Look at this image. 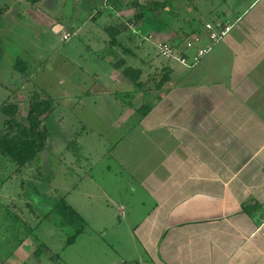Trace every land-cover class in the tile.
I'll use <instances>...</instances> for the list:
<instances>
[{"label":"crops","instance_id":"obj_1","mask_svg":"<svg viewBox=\"0 0 264 264\" xmlns=\"http://www.w3.org/2000/svg\"><path fill=\"white\" fill-rule=\"evenodd\" d=\"M2 1L11 14H26L37 28L60 33V41L66 32L71 37L63 42L80 38L86 55L78 64L70 58L63 63L75 66L65 71L59 90L66 113L79 107L85 113L77 117L79 125L96 127L94 116H107L100 107L120 103L125 120L118 124L132 121L125 133L135 130L150 149L139 179L149 205H118V211L138 215L128 232L134 255L112 264H264V0H61L68 6L63 24L52 14L56 0L47 3L44 16L30 1ZM135 1L164 2L154 13L163 24L139 22L136 30L109 32L132 17ZM216 21L233 27L196 65L157 55L156 43L164 41L191 58L208 43L203 23ZM2 23L6 32L8 22ZM195 36L200 41L185 47ZM120 58L148 82L147 93H137L129 106L119 98L132 90L131 80L115 69ZM165 71L170 79L153 89L152 78ZM145 102L153 107L140 117L136 108ZM23 244L12 253L28 259L34 249L23 251Z\"/></svg>","mask_w":264,"mask_h":264},{"label":"rangeland","instance_id":"obj_2","mask_svg":"<svg viewBox=\"0 0 264 264\" xmlns=\"http://www.w3.org/2000/svg\"><path fill=\"white\" fill-rule=\"evenodd\" d=\"M23 1H30L44 16L51 0ZM60 1L56 0L52 14L63 24V12L68 6H61ZM3 4L0 0V10L5 9ZM10 6L0 15V25L4 19L8 22L5 29L9 28L6 32L0 30V103L6 98L16 102L18 112L14 118L24 125L30 102L48 101L51 107L40 113L49 129L47 147L32 164L18 169L0 155V264H112L115 259H127L134 255L128 250L130 219L138 215L136 211L125 214L126 208L125 212L118 211V205L135 208L140 206V200L149 205L139 179L144 172L140 162L150 149L143 147L135 130L125 133L132 121L118 124L124 119L120 103L100 107L107 111V116L95 115V122L91 123L96 127L89 126L90 133L83 132L71 143L76 132L85 130L77 118L85 113L80 114L79 107L66 113L59 90L63 88L65 71L75 69L74 64L80 63L85 52L80 38L60 41V33L50 34L48 29L37 28L26 14H11ZM195 15L194 18H200ZM131 27L136 30V26L129 24ZM67 58L74 64H63ZM17 59L28 63V72H24L28 79L15 68ZM51 108L54 111L48 113ZM4 119L0 113V133L4 131ZM124 137V142L108 153ZM75 145L79 146V155L73 152ZM60 197L86 220L84 231L68 246L66 241L73 231L61 229L59 217L51 211ZM19 241L26 243L23 251L27 246L35 250L28 259L13 255Z\"/></svg>","mask_w":264,"mask_h":264},{"label":"trees","instance_id":"obj_3","mask_svg":"<svg viewBox=\"0 0 264 264\" xmlns=\"http://www.w3.org/2000/svg\"><path fill=\"white\" fill-rule=\"evenodd\" d=\"M34 3L39 0H32ZM109 3H114V0H108ZM132 7L135 8V12L132 14L130 19L127 21L120 22L115 26L111 25L107 30L109 32H125L130 30L129 24L134 25L135 23L142 22L143 24H163L161 21L154 17L156 10L163 8L165 3L150 1L149 3H139L137 1L132 3ZM165 24V23H164ZM112 30V31H111ZM115 40V38H114ZM116 42V41H115ZM157 55L162 58L158 53ZM183 56H185L182 53ZM186 57V56H185ZM165 60L164 58H162ZM15 68L20 72L26 71V63L20 59L16 60ZM115 69L119 70L121 74L129 78L132 82V90L129 92L122 93L119 98L125 105H131L133 97L142 92L147 93V83L140 80L141 70L137 67L126 65L123 59H117L114 61ZM168 72L161 73L159 79L152 78L151 87L153 89H161L163 85L170 79ZM157 81V83H155ZM51 107L48 101H34L29 103V109L26 113L25 121L27 125L15 120L14 116L18 112V104L16 102H10L9 99L3 100L0 103V113L5 117L3 120L4 131L0 133V155L8 158L12 161L18 169L30 165L33 161L45 151L47 147V139L49 137V129L45 124V119L40 117V113ZM153 105L150 102H145L142 106L136 108L140 117H144L151 109ZM54 108H51L48 113H52ZM85 130H81L79 133L74 134V139L71 143H75L76 137L82 135L83 132L90 133L87 126L82 125ZM70 143V144H71ZM112 147V146H111ZM79 146L75 145L74 153L79 155ZM82 157V156H81ZM84 158H86L84 156ZM245 211H249L248 208H244ZM52 212H55L59 217V224L61 229H70L72 234L68 237L66 245H71L75 242L76 238L84 231L86 227V220L79 214L64 197H60L52 207ZM21 241L18 242L20 244ZM17 244V245H18ZM45 251L48 252V248L43 246ZM37 252L39 249H36ZM35 251V250H34ZM33 251V252H34ZM50 254V253H49ZM51 257V256H50ZM49 257V258H50Z\"/></svg>","mask_w":264,"mask_h":264},{"label":"built area","instance_id":"obj_4","mask_svg":"<svg viewBox=\"0 0 264 264\" xmlns=\"http://www.w3.org/2000/svg\"><path fill=\"white\" fill-rule=\"evenodd\" d=\"M233 27L232 23L229 22H205L203 24V32H206V37L208 38V43L203 47H198L195 54L191 57H185L178 53L176 48L171 44L161 41L156 43L158 54L165 60H174L177 63L185 66L192 67L196 65L212 48V46L222 40L231 31ZM71 37V34L66 32L61 37L62 41H66ZM200 41L199 36H195L191 41L185 43V47H191L193 44ZM262 225L264 226V215L262 218Z\"/></svg>","mask_w":264,"mask_h":264},{"label":"flooded vegetation","instance_id":"obj_5","mask_svg":"<svg viewBox=\"0 0 264 264\" xmlns=\"http://www.w3.org/2000/svg\"><path fill=\"white\" fill-rule=\"evenodd\" d=\"M33 2V1H32ZM7 99V98H6Z\"/></svg>","mask_w":264,"mask_h":264}]
</instances>
